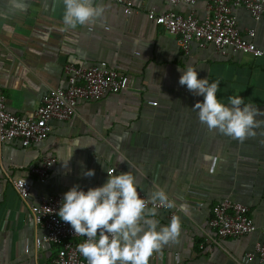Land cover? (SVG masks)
Wrapping results in <instances>:
<instances>
[{"label":"crops","instance_id":"obj_1","mask_svg":"<svg viewBox=\"0 0 264 264\" xmlns=\"http://www.w3.org/2000/svg\"><path fill=\"white\" fill-rule=\"evenodd\" d=\"M16 11L11 0H0V92L11 112L31 116L46 94L66 86L64 66H89L106 61L129 76L127 90L100 101H80L76 115L67 122H52L49 138L29 148L19 141L0 142V264H49L56 250L35 246L45 232L37 227L31 206L41 196L103 186L109 169L130 172L138 190L150 198L164 189L177 205L187 203L181 217L180 237L150 257L149 264H261L249 258L264 243V116L261 127L243 143L210 131L194 110L204 97L179 83L181 70L191 65L198 79L220 81L218 99L239 95L264 111V21L248 11H236L242 33L256 30L254 42L263 55L214 48L183 53L177 37L148 17L150 10L165 13L164 0H137L133 10L110 0H96L105 7L103 18L63 30V0H25ZM182 14L206 15L205 3L177 5ZM156 102V105H151ZM55 162L45 183L30 174L42 158ZM94 170V176L84 173ZM18 179L33 184L24 202L15 186ZM231 199L246 205L256 224L254 233L213 243L210 227L213 206ZM161 227L170 222L165 213L156 217ZM28 249V250H27Z\"/></svg>","mask_w":264,"mask_h":264},{"label":"built area","instance_id":"obj_2","mask_svg":"<svg viewBox=\"0 0 264 264\" xmlns=\"http://www.w3.org/2000/svg\"><path fill=\"white\" fill-rule=\"evenodd\" d=\"M123 7L125 13L133 10L137 0H110ZM170 9L165 13L155 10L148 12L149 19L166 32L177 37L179 48L189 53L194 47L198 49L214 48L222 55L231 52L263 55L254 42L256 30L249 29L242 33L238 26L236 11L244 9L256 22L264 21V0H164ZM205 3L206 15L199 17L196 13L182 14L174 8L177 5L195 6ZM66 86L50 90L43 98L41 106L31 116H21L10 111L7 97L0 92V142L19 141L23 148L46 141L52 131V122L70 121L77 112L80 101L96 102L108 95L119 94L129 87V76L101 61L89 66H77L67 63L64 66ZM151 105H156L152 102ZM55 160L46 156L40 165L30 169V174L45 183ZM114 171V170H113ZM14 186L20 198L30 200L33 184L25 179H18ZM87 191V189H83ZM141 197L150 199L139 191ZM65 193L41 196L38 203L31 206L33 219L37 227L45 232L43 238L35 240L38 250L53 251L49 264H87L79 253L78 245L87 240L86 236H76L71 225L58 215ZM152 205H149L151 207ZM158 211L170 219L177 215V209L158 206ZM210 227L214 232L213 243L220 246L226 238H241L257 230L250 209L229 198L213 206ZM28 250V249H27ZM258 257L264 264V243L255 246L249 258Z\"/></svg>","mask_w":264,"mask_h":264},{"label":"clouds","instance_id":"obj_3","mask_svg":"<svg viewBox=\"0 0 264 264\" xmlns=\"http://www.w3.org/2000/svg\"><path fill=\"white\" fill-rule=\"evenodd\" d=\"M63 5L65 32L95 22L105 13V7L97 5L96 0H63ZM11 7L22 11L26 7L25 0H11ZM181 71L180 85L204 97L193 109L208 130H218L241 143L256 135L255 129L262 124L257 117L264 116V111L245 103L239 95L229 96L225 104L217 97L219 80L210 83L208 78L198 79L197 69L191 65ZM84 175L91 177L95 172L88 170ZM108 175L103 186L87 191L79 185L73 186L63 195L58 215L71 225L76 236L87 237L77 246L87 264H149L150 257L175 242L182 231L179 215H173L168 225H159L154 218L158 206L175 208L187 216L189 205H177L162 188L152 191L150 199L142 198L130 172L115 174L109 169Z\"/></svg>","mask_w":264,"mask_h":264}]
</instances>
